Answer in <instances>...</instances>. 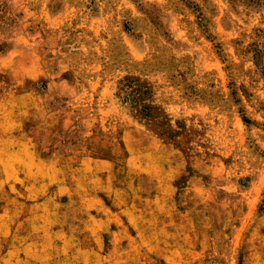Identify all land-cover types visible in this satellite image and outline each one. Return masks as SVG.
<instances>
[{
    "label": "rangeland",
    "instance_id": "374dc122",
    "mask_svg": "<svg viewBox=\"0 0 264 264\" xmlns=\"http://www.w3.org/2000/svg\"><path fill=\"white\" fill-rule=\"evenodd\" d=\"M127 78L156 118L119 100ZM10 136L75 192L50 191L44 233L87 198L107 220L99 238L25 222L23 264H264V0H0V212ZM13 243L2 229L0 264Z\"/></svg>",
    "mask_w": 264,
    "mask_h": 264
},
{
    "label": "crops",
    "instance_id": "0c3cea01",
    "mask_svg": "<svg viewBox=\"0 0 264 264\" xmlns=\"http://www.w3.org/2000/svg\"><path fill=\"white\" fill-rule=\"evenodd\" d=\"M10 137L12 140L10 139L11 142L8 144V147L4 149L3 153L5 157L15 156L18 161L7 160L5 164L3 163L5 165L4 172L6 174V182L3 190L8 194V199L4 204V211L0 212V231L3 229L4 237L14 238L16 243L11 244V246L6 249V251L4 252V257H17L15 264H23V256L21 257V253L23 254L24 250L27 249L23 246L26 245V247L29 248V246L37 244H34L32 240L23 244L18 243L19 240H22L23 236L25 235L26 229H23V227L25 225V222L29 220L36 221V224L41 222L38 226L29 225L31 232L33 231L32 234L35 235V237L41 234V236L55 235L61 237L67 236L72 238H99L107 234V220L104 216L99 214V211L102 210V208H100L101 203L98 200L94 201V203L99 205V211L96 213L98 215H91L94 207L92 204L88 203V201H90V199L88 198L84 199L83 201L84 203H86L87 201V205H79L77 207V212H79L77 213V215L70 214L65 221L58 218L52 220V224L47 229V233H44V220L43 218H39L38 215L43 214V205L45 204V202L50 200L47 197L50 191L53 190V192H57L59 193V195H61V191L66 190L63 194L68 193V202H71V197L72 195H75V192L71 191V189H69V187L65 185V181L60 178V171L57 165L49 167L51 175H46L48 171L46 173L43 172V169L45 168V161L37 158L33 144L27 136H20V138H18L19 136L15 137V139L18 138L22 142L21 144H14V136ZM11 172L15 173L16 176H10ZM18 185H22L25 191L24 194H19L14 190V188L17 189ZM52 199L51 201H53ZM24 207L30 210L29 216L23 215L21 213L20 209L22 210V208ZM74 211H76V208H74ZM123 211L124 209H121L119 211L120 213L117 214V218L115 219L117 230L123 231V228L125 226H127L128 228L130 226L134 230L137 229L130 224L131 216L128 217L127 214H125ZM79 215L81 217L77 218V216ZM124 220L127 221V225H124ZM41 229H43V231ZM31 232L29 234L30 236ZM184 237H187L186 234H184ZM40 246H42V244ZM187 248V245L183 246V249L185 251ZM91 251H93V247L91 245H84L81 247V252L85 253ZM99 251L100 250H97V252ZM165 259L168 264H171L169 260H167V257ZM182 259V255L177 254L175 256L176 261L174 264H187V262L184 263ZM166 262L164 263L167 264ZM4 264H13V262L11 261L7 263V261H5ZM78 264H86V261L79 262Z\"/></svg>",
    "mask_w": 264,
    "mask_h": 264
},
{
    "label": "trees",
    "instance_id": "16d2710c",
    "mask_svg": "<svg viewBox=\"0 0 264 264\" xmlns=\"http://www.w3.org/2000/svg\"><path fill=\"white\" fill-rule=\"evenodd\" d=\"M119 100L138 113L143 118H156L155 107L149 102L151 99L150 90L136 78H127L119 82L117 90ZM157 130L162 134H169L164 126L156 125ZM170 135V134H169Z\"/></svg>",
    "mask_w": 264,
    "mask_h": 264
}]
</instances>
